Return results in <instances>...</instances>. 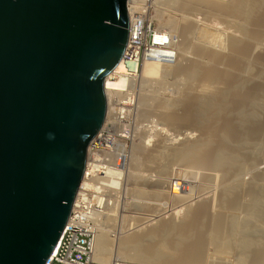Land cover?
Returning a JSON list of instances; mask_svg holds the SVG:
<instances>
[{
  "label": "bare ground",
  "instance_id": "bare-ground-1",
  "mask_svg": "<svg viewBox=\"0 0 264 264\" xmlns=\"http://www.w3.org/2000/svg\"><path fill=\"white\" fill-rule=\"evenodd\" d=\"M153 5L157 7L161 6V10H162L160 17L158 18L159 19L158 28L162 32L160 33L161 37H156V41H161V44L168 41L170 48L172 47L173 53L175 52L174 61L170 64H164L156 60L144 58V60L141 62V67H140L138 65L139 63V59H138L139 56L137 55L138 53H135L134 58L131 60L132 62H130L133 63L132 65L128 64V62H126L125 59H122L118 63L115 69L107 76L105 80V87H106L105 91L107 95V114H106L105 122L103 124V128L97 135L95 141L97 139L104 142L111 141L110 136L107 139L101 138L103 137L102 135L103 131L107 129L106 126L109 123V121H113V122L118 121L117 120L118 115H121V113L124 115L126 112L133 110L131 108L125 107V105L121 103L124 99L121 98L119 92L125 91L126 87H127L126 90L129 92L130 89H128V87L134 84L135 82H137V80L140 81L141 86L148 84L151 80H155V82L157 83H158L157 80H159L160 81L159 85L162 84L164 85V82H166L164 81V79L166 80L167 77L170 78L172 77V79L175 81V82L173 81L174 85H180L178 87L180 88L182 87L181 89L184 90H182L183 92H179V96L176 95L177 97H175V99L174 98L169 99L170 101L168 100L167 102H165L166 100L163 99L160 100L159 98L161 102L159 101L157 106L154 108V113L158 117L157 119L159 120L157 122L158 123L160 122L159 125H163L165 127L167 126V128L168 127L177 128V131L178 129L179 131H183V130L187 131L191 129V131L195 130V133L196 131L197 132L201 131L200 132L201 135L199 136L200 138L194 140L193 142H191L190 139L189 142H184V143L180 142L179 146L170 145L171 147H169V144L168 146L166 143L164 144L165 139H162L160 141V144L158 143L159 145L157 144V146L153 150L148 149L146 147L150 144L149 139L153 137L151 133L148 134L145 137V139L143 138L144 140L140 139V141L137 144L134 143L133 141L134 139L132 140L134 144L131 145L132 149L130 152V163L128 164V168H127L128 170L127 176L129 177L128 180L129 179L131 180L133 178L132 180H134L133 182H135L136 180L134 178H136L137 181L140 178V181H142V178L145 177L143 173L144 172L146 173L148 171H151L152 173V170H155L154 173H157L156 176L158 175L159 176L156 179L153 178L155 180H149V178L147 179L150 181V184L148 183L147 185V188H149V190L143 188V185L140 184L141 182H139V185H141V187H137L139 185L135 186L133 183L135 187L134 189L133 188L131 189L133 191L136 190L137 195L135 194L134 191V195H136V197L139 198L140 196L143 197L145 195L144 197L150 198L152 201L154 199L156 203L157 202L158 203L156 204L157 206L155 209L152 206L154 210L150 211V214L145 213L144 215L142 214V216H140L139 218L137 217L139 219L138 224L135 225V223H133L134 227L133 224H131L132 227H130L129 229L128 227H126V229L128 230L127 231L125 230L124 232H127L128 234H124V232H122V234H124L125 236L124 235L121 236L120 235L121 233L119 234L121 238L119 236L120 239L118 238L119 241L116 246L117 250L115 254H117L116 256L120 257L121 259L125 257L126 259H130V260L146 261V262H154V263H162V264H174L177 262L172 257L173 254L177 253L175 251H180L181 247L184 246V248H186L187 245L186 250L188 251V253L191 254L195 253L194 256L193 257L191 256V259L188 257L187 258L183 257L178 260L177 264H199V262H201L200 253H204L202 242L205 243V241H203L201 238L203 233L206 232V235L208 234L207 243L211 244L210 242H213L215 243V247H218L220 245L218 248L221 249V252H222L221 246H223V249L226 248V251L227 250L231 251L232 248L227 249L226 245L229 244V246H231L233 245V242L234 244L237 243L235 242L237 236L233 237L234 234L237 235V233H240L238 234L240 236L243 233V235L241 236L245 238L246 236L244 234L249 233V237H250L251 236L250 234L252 232H254L255 234V231L257 230V228L255 227L261 226V225L257 226L256 223L258 222L255 223V220L253 222L254 224H256V226L252 224L253 222L250 221V218L251 219L260 218L256 221L262 220L261 221L262 224L264 222V169H262V171L259 172L254 179L252 178L251 182H249L248 184L244 183L245 184L244 187L247 184L245 189H241L243 188V181H241L242 174L247 172V168H249L248 166L251 164L249 153L247 154L245 150H248V148H252L250 146L257 143V141L260 140L263 142L262 147L264 148V135L263 137H261L262 135L261 120L264 117L263 115L264 114V15L263 14H262L263 16H261L256 22L257 27H255L254 30L255 32L252 31V29L250 28L252 33H250L251 35H249L250 37L248 40L249 42L246 40L247 43L249 44L245 42V44L248 45V51H247L248 55L245 56V60L243 62H239L240 65L234 64V63H238V62H234V60L238 59L239 55L235 56L234 53L236 51L234 52V48H233L235 45H237L238 38L240 40L244 38L246 39V33L250 32V31L248 32L246 31L249 26L248 25L246 28V23H250L249 21H251L252 17L256 15V13L264 5V0H153ZM162 6L164 8H162ZM169 8L171 9L173 8V10L174 9L178 10V12H180V18L175 20L169 17V12L168 14L165 13ZM141 9L143 10L144 7L142 6ZM195 9H198L196 11H199V9L200 11L203 10L204 12H206L205 14H207L208 17L211 16L214 17L215 19L217 18L219 20H223L226 25L228 24L229 26L232 25L231 28L234 27L232 28L233 31H235L234 29H236L237 31L236 33L240 32V35L244 34L245 37L240 38L239 35V37L236 38L235 32H233L234 34L232 35L231 34L232 32L230 31L231 33L229 34L230 36L231 35L232 36L231 37L227 36L229 38L228 39L226 38L227 39L226 40L224 39L225 31H223L224 33H221L222 32L221 30H220L221 32H219V29L217 31V29L216 28H215L216 30L213 29L211 25L208 24L203 25L204 23L203 22L202 29L200 30V32L202 33L203 42L199 41V43H194V44L190 43L191 40L188 39L191 36H192L191 38H193V35H195V33H197V31L200 29L197 26H195L196 24L194 23L193 18H191V13ZM161 28L165 31H163ZM228 29L229 28H227V30ZM174 34L175 35L179 34L181 36L180 37L181 40L175 42L173 39ZM217 44L219 48L216 50L215 46H217ZM239 45L240 42L238 43V46ZM174 46L176 47V49L174 48ZM227 51L234 52L233 55L236 58L234 56L233 57L235 59L231 58L232 53L229 52L231 53L230 56L229 54H227ZM219 53L221 55H219ZM225 54H227V57L230 56L231 60L230 59L227 60L226 56H224ZM238 54H240V52ZM190 55L193 56L192 61L190 60L191 59ZM182 62L183 63L186 62L185 65ZM225 62H227L229 65L228 67L227 65H224L227 67V70L225 71V68L223 69L221 68L222 70H219L218 69L219 65H223ZM230 62L232 64H230ZM223 70L225 72H223ZM228 71H230L231 74ZM223 73L225 75H223ZM226 73L229 74L228 75L229 77L230 75H233L231 76L232 78L231 77L224 78V76L226 77ZM115 74H123L124 76H122L118 80H113ZM196 81H198L199 83ZM193 82L198 83L199 87L202 88V90L200 89L201 90L200 92H197L198 93L197 95H191L192 93L191 94L188 93V91L193 92L191 88L196 85V83L195 85H193ZM150 84L152 83L150 82ZM220 84H222L221 86L222 88L219 86ZM180 88H178L177 90L181 91ZM189 89H191L192 91H190ZM145 99H143L142 97L140 102L138 100L139 103L138 110L140 113H138L137 115L138 116L140 115L139 117H142V119L143 117L145 118L146 116L150 115V113L153 114V108H151L152 102L149 103L150 100L147 101V99L146 100ZM162 101L165 103H163ZM130 102L131 100L129 101V103ZM173 130L175 131L176 129ZM190 134L191 133L189 132V135ZM258 145L260 144L258 143ZM95 147L97 149L99 147V143H96ZM244 148L246 149L244 150ZM118 150H120L121 152ZM252 150H254V148ZM101 151H102L101 154L95 153L96 154L95 155L91 153L89 154V156H91V158L100 159V157H103L104 155L105 157H110L113 161L119 158L120 161L122 160V158L125 159V155L122 152L124 151V147L122 144H120L118 149H116V152H118V154L116 152L107 153L103 147ZM261 157H259V159ZM88 161L91 162V159H89ZM93 162L96 164L95 161ZM117 165L119 166V164ZM180 165H186L185 167H189L192 169L194 168L206 169L207 172L209 173L206 172L205 175L203 172L202 174L205 175V177L204 176L203 177L207 181L209 179L212 180L214 178L217 179L218 176L214 173L220 172L219 176H221V178L219 177V179L217 180L219 181L218 182L219 186L217 185L219 191V193L217 194L218 196H216L217 200H215L216 197H214L215 199L213 200L207 199L208 201H206L207 204H209L208 205L209 208L207 207L208 209L210 208L212 209V206L210 205L213 204H211L210 202L216 201L214 203H217L216 205L219 206V208H217L218 212H221L218 217L216 215L217 220L215 218L214 221L215 226H213L215 228L214 229L212 228L214 230L213 233L211 229L210 230L208 229L210 233H207V231L204 232L203 220H205V216L202 215L201 213H198L200 215L195 214L194 218L192 217L193 221L190 220L192 222L189 223L188 225H187L188 222H185L186 224L185 223L181 224L182 223L181 222L180 223L181 225L178 224L176 225V223L170 221L168 222H164L163 220L159 221L162 217L161 216L160 219L157 220L159 224L157 223V226L155 225L156 227L152 226L147 230H145V227H143L146 226L148 223H152L153 221H155V218L159 217L158 213L161 212L160 208L164 209L166 207L164 205H166L167 202L161 203V201L164 198L163 196L166 195L165 194L166 192L168 195L169 202L170 201L173 202L174 199L176 200L177 198L180 199L186 198L183 194H181L183 191L185 192V194L188 192L191 193L192 195L193 187L187 185L188 183H185L186 180L182 179V178L185 179L186 176H188V175L184 176L185 171L182 172L183 171L182 170L181 173H179L180 176L177 174L179 176L178 178L173 177L174 174L173 168L175 166H180ZM147 166L148 167L150 166L152 170H150L149 167V170L147 171L148 169ZM251 166L252 165H250V169H252ZM255 167L256 165L254 166V168ZM101 169L104 170H101L102 176L98 175V179L103 184L108 185L113 189H118L121 184L119 182L120 178L122 175H124L123 174L124 168L122 167L123 169L122 170L121 168L119 169L112 167L109 168L101 167ZM144 169H146V171H144ZM204 169L201 170L204 171ZM134 171L138 174V176H140L139 178H137L138 176L136 174L135 176L137 177L133 176ZM140 171L142 172V174L140 173ZM84 184L83 186H85ZM127 185H129V183ZM89 186H95V184L92 185L89 184ZM164 188L167 190L164 191L163 190ZM206 189L208 190V188ZM242 190L246 191L247 194L249 195H247L246 192H244L245 194L243 193L244 196L243 194H240V192L242 193ZM211 192L208 191L209 194ZM208 193H205L204 195ZM134 195L132 194V196ZM245 195L250 199V200L248 199L249 201L246 200L247 197L245 199ZM145 205L147 207V203ZM171 205L172 207H170L171 209L169 211H172V213L174 212V210L179 209L177 208L178 205L176 206L174 202ZM173 205H175L176 207L175 206L173 207ZM181 206L183 205H180L178 207ZM220 208L222 209L221 211H219ZM158 209H160V211ZM108 210L110 212L112 211L111 209ZM109 211L108 213H106L107 215H102L101 217L98 216L96 219L97 222L96 226L98 232L94 243L92 264L110 263L112 253L114 252L112 248L113 243L111 244V236L109 234L110 231L107 228L109 226V223L111 222L110 224H112L115 218L113 216L114 214L112 215V213H109ZM153 213H155L156 215H153ZM235 214L236 215L239 214V216L238 217L233 216ZM240 214H242L243 216ZM244 216L245 219L248 217L246 220L248 219L249 220L248 221L243 220ZM111 217H113L114 219ZM99 219L101 220V222L99 221ZM187 220H189V218H187ZM260 229L262 230V227H260ZM260 229L258 228V231ZM261 230L260 232L264 231ZM258 231L256 232L257 235H258ZM260 234H263V232ZM260 234L258 235V237L261 236ZM204 235L205 234H203V236ZM239 236H238V240L240 241L241 238L239 239ZM251 237L248 238L249 239L248 241L252 239ZM255 238H253V241H256L254 240ZM203 239L205 238L203 237ZM242 241L243 239L240 241L241 244ZM244 241L248 242L246 239H244ZM244 241L243 243H246ZM251 243H253L252 240ZM241 244L240 245L238 244V246L241 247ZM224 246L226 247L224 248ZM233 246L235 249L237 244ZM246 246L249 247V244H247ZM245 248L246 247L244 245L243 249L242 248L241 249L245 251L247 250ZM260 248H262L261 249L262 251L260 252H262L263 254L261 253L260 256L259 254H257V256H259V258H262L261 256H263L264 258V247H260ZM181 251L180 254L183 253ZM250 251L247 252L250 253ZM184 255L186 256V254ZM179 256L181 257V255ZM243 260L240 259L239 262L242 264L245 261ZM262 264H264V261L262 262Z\"/></svg>",
  "mask_w": 264,
  "mask_h": 264
},
{
  "label": "water",
  "instance_id": "water-1",
  "mask_svg": "<svg viewBox=\"0 0 264 264\" xmlns=\"http://www.w3.org/2000/svg\"><path fill=\"white\" fill-rule=\"evenodd\" d=\"M126 0H0V264H47L107 114Z\"/></svg>",
  "mask_w": 264,
  "mask_h": 264
},
{
  "label": "rangeland",
  "instance_id": "rangeland-1",
  "mask_svg": "<svg viewBox=\"0 0 264 264\" xmlns=\"http://www.w3.org/2000/svg\"><path fill=\"white\" fill-rule=\"evenodd\" d=\"M162 8H164L163 6H162ZM157 9V10H156ZM196 10H198V9H195L192 13H191V18H193V20H194V23L196 24L195 26H197L198 28H200L198 31H197V33H195V35H193V38H189L188 40H191L190 41V43H199V41L200 42H203L202 41V33L200 32V30L202 29V26L203 25H206V24H208V25H211L212 27H213V29H217V31H218V29H219V32H221V33H224L223 31H225V35H226V33H227V35L225 36L224 35V39H228L229 37H231L234 33L233 32H235V37L237 38V37H239V35H240V32H238V33H236L237 31H236V29H234L235 31H233V29L232 28H234V27H232L231 28V26L232 25H230L229 26V24L228 25H226L225 24V22L223 21V20H219V19H215L214 17H208L207 16V14H205L206 12H204L203 10L202 11H200V9H199V11H196ZM162 10H161V6L159 7H157V6H154L153 5V23H154V25L156 26V27H158V25H159V17H160V15H161V12ZM156 12H158V13H156ZM168 12H169V17H171V18H173V19H175V20H177V19H179L180 18V12H178V10H173V8L171 9V8H169V9H167V12H165L166 14H168ZM259 12V13H258ZM257 13H256V15H254L253 17H252V19H251V21H249L250 23H246V28H247V26H248V28H249V30H248V28H247V32L248 31H250V32H248V33H246V39L244 38V39H242V40H240L239 38H238V43L240 42V45L238 46V43H237V45H235L233 48H234V52L236 51L237 52V54H236V52L234 53V52H232V51H229V52H231V53H229L228 51H227V54H231L232 55V57L231 58H233V59H235L236 57L235 56H238L237 58L238 59H235L234 60V62H238V63H234L233 61V63L234 64H239V62H243L244 60H245V56H247L248 55V45H246L245 44V42L247 43V41L249 40V35H251L250 33H252V31H254L255 30V27H257L256 26V22H257V20L261 17V16H263L264 15V5L260 8V10L258 11ZM263 14V15H262ZM205 16V17H204ZM257 18H256V17ZM178 17V18H177ZM156 18V19H155ZM207 18V19H206ZM208 18H210V19H208ZM215 20V21H214ZM218 20V21H217ZM252 20H253V22H252ZM204 22V23H203ZM206 22V23H205ZM181 23H182V21H181ZM202 23H203V25H202ZM253 24V25H252ZM228 26V27H227ZM224 28H225V30H224ZM227 28H229L228 30H227ZM245 28V29H246ZM252 29V31H251V29ZM162 29V28H161ZM215 29V30H216ZM163 30V29H162ZM221 30V31H220ZM163 31H165V30H163ZM229 31V32H228ZM232 33H231V32ZM199 32V33H198ZM255 32V31H254ZM229 33H231L232 35L230 36V34ZM178 35V36H177ZM177 35H175L174 34V36H173V39H174V41L175 42H177V41H179V40H181V36L179 35V34H177ZM236 35H238V36H236ZM242 35H244V34H242ZM242 35H240V38L242 37H245V35L244 36H242ZM227 36H229V37H227ZM248 38V39H247ZM226 39V40H227ZM245 40V41H244ZM247 40V41H246ZM249 42V41H248ZM242 43H243V45H242ZM247 44H249V43H247ZM216 48V50L219 48L218 47V44H217V46H215ZM245 47H247V48H245ZM174 48L176 49V47L174 46ZM240 48V49H239ZM228 49H230V48H228ZM227 49V50H228ZM238 49H239V51H238ZM244 50V51H243ZM220 51V50H219ZM240 52V54H238ZM247 52V53H246ZM221 53V52H220ZM219 53V55H221ZM233 53L235 54V56L233 55ZM227 54H225L224 56H226V59L228 60V59H230V56H228L227 57ZM191 56V55H190ZM189 56V57H190ZM235 58H234V57ZM241 56V57H240ZM244 56V57H243ZM192 59H193V56H191V61H192ZM231 60V59H230ZM229 60V61H230ZM238 60V61H237ZM240 60V61H239ZM242 60V61H241ZM229 61H228V63H229ZM184 62V61H183ZM182 62V63H183ZM259 62V61H258ZM186 63V62H185ZM185 63H183L184 65H185ZM228 63L227 62H225L223 65H219V67H218V69L219 70H222L223 68H225V71L227 70V67L229 66L228 65ZM260 63V62H259ZM230 64H232L231 62H230ZM224 65H227V67L226 66H224ZM240 65V64H239ZM222 68V69H221ZM224 70H223V72H225ZM221 72V71H220ZM228 72H230V71H228ZM227 72V73H228ZM226 73V77L224 76V78H227V77H229L228 75L229 74H227ZM230 74H231V72H230ZM223 75H225L224 73H223ZM231 76H233V75H230V77ZM229 77V78H230ZM232 78V77H231ZM157 80V79H156ZM158 81V83L157 82H155V80H151L150 82L152 83V84H150V82L148 83V84H146V85H143V86H141L140 85V81L139 80H137V83L135 84V88H134V90H133V92H134V95H133V98H134V102H133V108H131V109H133V110H130V111H128V112H126L125 114V116L123 115L122 116V119H119V117H117V115H116V117L118 118H116L118 121H109V123L107 124V126H106V130H104L103 131V133H102V135H103V137H101L102 139L103 138H108L109 136H110V138H111V141L115 144V150L113 151L114 153L116 152V149H118V147L120 146V144H122L123 145V147H124V151H122L123 152V154L125 155V159H123L122 158V160L120 161L119 159H117L118 160V162H116V164H119V166L117 167V168H121L122 169V167L124 168V172H123V174L124 175H122L121 176V178H120V187L118 188V189H114V191L111 193V195H110V206L108 207V208H106L105 210H104V215H107L106 213H108V209H111L112 211L110 212L109 211V213H112V215L114 216V218L116 219H114L113 217H111V218H113L114 220H113V222H115V223H113L112 222V224H110L109 223V226H108V228L107 229H109V234H110V236H111V244H112V248H113V253H112V256H111V259H110V263H108V264H162V263H154V262H146V261H137V260H130V259H126L125 257L124 258H120V257H117L116 255L117 254H115L116 253V246H117V244H118V238H119V236L121 235V236H123L124 234H128L127 232H124L125 230L127 231L130 227H132V225L131 224H133V223H135V225L136 224H138V222H139V217L140 216H142V214L144 215L145 213L146 214H150V211H152V210H154L155 208H156V204L158 203H156V201L153 199V201L150 199V198H147V197H142V196H140L139 198L138 197H136V190H134L135 191V194L136 195H134V191L131 189V188H133L134 189V187L136 186V185H139V182H141L140 184H142L143 185V188H145V189H147V190H149V188H147V185H148V183L150 184V181L149 180H155L158 176H156V174L157 173H154V171L155 170H152L151 169V167H150V170H152V173H151V171H148L149 170V167H148V169H147V167H146V169H147V171L148 172H144L143 173V175L145 176L144 178H142V176H141V178H142V181H140V176H138V174L134 171L133 172V176H135V174L138 176H135V177H137V178H139V180L137 181V179L136 178H134L136 181L135 182H133L134 180H132L133 178L132 177H130V178H132L131 180L129 179L128 180V170H127V168H128V164L130 163V152H131V149H132V146L131 145H133L134 143L135 144H137L139 141H140V139L142 140L143 138L145 139V137L148 135V134H152L153 135V137L151 138V139H149L150 140V144L148 145V146H146L148 149H151V150H153L156 146H157V144L159 143L160 144V141L162 140V139H165L164 141V144L166 143L167 144V146H168V144H169V147H171L170 145H172V146H179L180 145V142L181 143H184V142H189V140L191 141V142H193L194 140H196V139H198V138H200L199 136L201 135V131H199V132H197L196 131V133H195V130H193V131H191V129H189V130H183V131H179V129H178V131H177V128H172V127H168L167 128V126L165 127V126H163V125H159V123L157 122V121H159L157 118V116L155 115V113H154V108L157 106V104H158V102L160 101V100H166L165 102H167L169 99H175V97H177V96H179V92H183L182 90H184V89H181L180 87H178V86H180V85H174V80L172 79V77L170 78V77H167L166 78V80L164 79V81H166V82H164L163 80V82H164V85H165V87H164V85L162 84V83H160V84H162V85H159V80H157ZM161 81V82H162ZM174 81V82H173ZM196 82H198V81H196ZM195 82V83H196ZM157 83V84H156ZM195 83L193 82V85H195ZM199 83V82H198ZM198 83H196V88H195V86H193L191 89L193 90V92H189L188 91V93H192L191 95H197L198 93L197 92H200L201 90H202V88H200L199 87V84ZM176 84V83H175ZM157 85V86H156ZM168 85V86H167ZM174 85V86H173ZM146 86V87H145ZM159 86H160V88H159ZM182 86V85H181ZM220 87L222 86V84H220L219 85ZM180 88L181 89V91L179 90H177L178 88ZM197 87H198V90H197ZM185 88V87H184ZM222 88V87H221ZM160 89V90H159ZM191 89H189L190 91H192ZM201 89V90H200ZM156 92V93H155ZM156 94V95H155ZM177 95V96H176ZM141 96V97H140ZM148 96V97H147ZM142 97H143V99H147V101H149V103H151V108H153V114L152 113H150V115H148V116H146L145 118L143 117V119H142V117H139L137 114L138 113H140L139 112V103H138V100H139V102H140V100L142 99ZM145 97V98H144ZM162 97V98H161ZM140 98V99H139ZM151 98V99H150ZM159 98H160V100H159ZM145 99V100H146ZM155 102V104H154V102ZM170 101V100H169ZM161 102V101H160ZM163 102V101H162ZM165 102H163V103H165ZM154 105V106H153ZM136 109V110H135ZM165 110V109H164ZM129 112H130V114H129ZM264 115V114H263ZM156 117V118H155ZM137 118V119H136ZM264 119V117L262 118V120H261V137H263V135H264V122H262V121H264L263 120ZM154 122V123H153ZM144 123V124H143ZM262 123H263V125H262ZM120 125V126H119ZM122 125V126H121ZM135 125V126H134ZM156 126V127H155ZM147 127V128H146ZM152 127H153V129H152ZM163 128V129H162ZM172 128V129H171ZM169 129H171V130H169ZM173 129H176L175 131L173 130ZM125 130V131H124ZM157 130V131H156ZM170 131V132H169ZM136 132H138V133H136ZM154 132V133H153ZM189 132L191 133L190 135H189ZM139 134V135H138ZM193 134V135H192ZM157 135V136H156ZM185 135V136H184ZM189 135V136H188ZM178 136V137H177ZM184 136V137H183ZM186 136H188V137H186ZM161 139H160V138ZM164 137V138H163ZM191 137V138H190ZM134 139V140H133ZM143 139V140H144ZM156 139V140H155ZM158 139H160V140H158ZM186 141H185V140ZM114 140V141H113ZM134 141V143H133V141ZM155 140V141H154ZM158 140V141H157ZM168 140V141H167ZM184 140V141H183ZM126 141V142H125ZM146 141V140H145ZM120 142V143H119ZM261 142V143H260ZM132 143V144H131ZM258 143L261 145H258ZM119 144V145H118ZM158 144V145H159ZM257 145V146H256ZM118 146V147H117ZM263 146V142L260 140V141H257V143H255V144H253V145H251L250 147H252V148H248V150H245L246 148H244V150L246 151V153L248 154L249 153V158L251 159V164L250 165H252L251 166V168L254 170H252V169H250V165L248 166L249 168H247V172H245L244 174H242V177H241V181H243V188H241V189H245L246 188V186H247V184L249 183V182H251L252 181V178L254 179L257 175H258V173L259 172H261L262 171V169H264V148L262 147ZM254 148V150H252ZM256 149V150H255ZM258 149H260V150H258ZM151 150H148V151H151ZM243 150V151H244ZM262 150V151H261ZM118 151H120V150H118ZM244 151V152H245ZM121 152V151H120ZM251 152V153H250ZM117 154H118V152H116ZM252 153H253V155H252ZM260 154H261V156H260ZM251 156V157H250ZM127 157V158H126ZM253 157V158H252ZM259 157H261L260 159H259ZM103 158V157H102ZM256 158V159H255ZM112 160V159H111ZM128 160V161H127ZM120 161V162H119ZM257 161V162H256ZM253 162V163H252ZM261 162V163H260ZM259 163V164H258ZM124 164H125V166H124ZM254 164V165H253ZM256 165V167L254 168V166ZM259 165V166H258ZM186 165H180V166H175L174 168H173V170H174V174H173V171H172V174H173V177H176V178H178L179 176H180V174L179 173H181V171L182 172H184L185 174H184V176H186V175H188V176H186V178L184 179V178H182L183 180H186L185 181V183H188L187 185H190L191 187H193V191H192V195H191V193H188V195H187V193L185 194V192L183 191H181L182 193L181 194H183L186 198H177L176 200L174 199V204H176V206L178 205V206H180V205H183V206H181V207H178L177 206V208H179V209H176V210H174V212L172 213V211H169L171 208L170 207H172V201H170L169 202V200H168V195H167V192L164 194L165 196H163L164 198H165V200H164V198H163V200L161 201V203H166V205H164V206H166L164 209H162V208H160L161 209V212H159V213H162V214H159L158 213V215H159V217H157V218H155V221H153L152 223H148L146 226L148 227H146V226H143V227H145V230H147V229H149V228H151L152 226L153 227H156L157 226V223L159 224V222H157V220H159L160 219V217H161V219L159 220V221H164V222H168V221H170V222H173V223H176V225L178 224V225H181V224H183V223H185V222H188L187 223V225L189 224V223H191L193 220V218H194V216H195V214H197V215H200V214H198V213H201L202 215H204L205 216V220H203V223H204V226H203V228H204V232L205 231H207V233H210L209 232V230L211 229V231H212V233H213V229L215 228V227H213V226H215V224H214V221H215V218H216V215H217V217L219 216V214L221 213V212H218V209L217 208H219V206H217L216 204L217 203H214V202H216V201H211L210 203L211 204H213V205H210V206H212V209L210 208V209H208L209 208V204H207V202L206 201H208L207 199H210V200H213V199H215L214 197H216V196H218L217 194L219 193V191H218V182L219 181H217L218 179H219V177L221 178V176H219V174H220V172H215L214 174H216L218 177H217V179H209L208 181L207 180H205V175H206V172H207V170L206 169H204V168H201V169H204V171L203 170H201V169H199V168H194V169H192V168H189V167H185ZM184 167V168H183ZM146 169H144V171H146ZM256 169V170H255ZM206 170V171H205ZM177 173H176V172ZM179 171V172H178ZM187 171V172H186ZM204 172V174H202ZM250 172V173H249ZM140 173L142 174V172L140 171ZM151 173V174H150ZM176 173V174H175ZM198 173V174H197ZM207 173H209V172H207ZM218 173V174H217ZM140 174V175H141ZM179 176H178V175ZM175 175V176H174ZM177 175V176H176ZM183 175V174H182ZM204 176V177H203ZM253 176V177H252ZM152 177V178H151ZM149 178V180H147ZM153 178H155V179H153ZM243 179H246V180H243ZM249 180V181H248ZM248 181V182H247ZM130 182H132V183H130ZM204 182V183H203ZM213 182V183H212ZM129 183V185H127ZM133 183H134V185H133ZM244 183H247L246 184V186L244 187ZM146 187H145V186ZM209 185V186H208ZM218 185V186H217ZM211 186V187H210ZM137 187H141V185H139V186H137ZM128 188H129V190H128ZM200 189V191H199V189ZM206 188H208V190L206 189ZM212 189V190H211ZM116 190V191H115ZM129 192H128V191ZM164 191L165 190H167V189H163ZM202 190H204V191H202ZM207 190V191H206ZM208 191H212L210 194L208 193ZM244 192H246V191H244V190H242V193L240 192V194H243ZM205 193H208V194H206V195H204ZM132 194L134 195V196H132ZM216 194V195H215ZM245 194V193H244ZM244 194H243V196H244ZM246 194H247V192H246ZM126 195V196H125ZM201 195V196H200ZM205 197H204V196ZM247 195H249V194H247ZM210 198H209V197ZM142 197V198H141ZM246 195H245V199H246ZM145 198V199H144ZM140 199V200H139ZM186 199V200H185ZM188 199V200H187ZM249 198L247 197V199L246 200H248ZM143 200V201H142ZM180 200V201H179ZM183 200V201H182ZM192 200V201H191ZM202 200V201H201ZM215 200H217V197H216V199ZM250 200V199H249ZM248 200V201H249ZM189 203H188V202ZM148 202H149V204H148ZM172 202V203H171ZM178 204H177V203ZM203 202V203H202ZM147 203V207H146V204ZM153 205H152V204ZM155 204V205H154ZM189 204V205H188ZM206 204H207V206H206ZM114 205V206H113ZM141 207H139V206ZM217 207H216V206ZM135 206V207H134ZM154 207V209H153V207ZM175 205H173V207H174ZM175 206V207H176ZM213 206H214V208H213ZM131 207V208H130ZM208 207V208H207ZM147 208H149V209H147ZM158 208V207H157ZM168 208V209H167ZM145 209H146V211H145ZM160 209H158L159 211H160ZM167 209V210H166ZM189 209H190V211H189ZM205 209V210H204ZM114 210V211H113ZM165 210V211H164ZM180 210V211H179ZM199 210V211H198ZM208 212H207V211ZM222 209L220 208L219 209V211H221ZM169 211V212H168ZM117 212V213H116ZM158 212V211H157ZM179 212V213H178ZM190 212V213H189ZM192 212V213H191ZM195 212V213H194ZM170 213V214H169ZM216 213V214H215ZM171 214H173V215H171ZM188 214V215H187ZM153 215H156L155 213H153ZM157 215V216H158ZM175 215V216H174ZM192 215V216H191ZM206 215H207V217H206ZM209 215V216H208ZM240 215H242V214H240ZM204 216H203V219H204ZM222 216V215H221ZM233 216H235V217H238L239 216V214L238 215H233ZM243 216V215H242ZM129 217H132V218H129ZM138 217V218H137ZM190 217H191V219H190ZM193 217V218H192ZM187 218H189V220H187ZM214 218V219H213ZM221 218V217H220ZM248 218V217H247ZM246 218V219H247ZM165 219V220H164ZM245 219V216H244V218H243V220H246ZM253 219V218H252ZM251 218H250V221H254L255 220V223L256 222H258V223H256L257 224V226L258 225H261L260 227H262V230H264L263 228H264V222H263V224H262V220L259 222V221H256V220H258V219H260V218H257V219H253L252 220ZM184 220V221H183ZM190 220H192V221H190ZM213 222H212V221ZM216 220H217V218H216ZM249 220V219H248ZM248 220H246V221H248ZM99 221L101 222V220L99 219ZM137 223H136V222ZM205 221V222H204ZM209 221V222H208ZM249 221V222H250ZM128 222V223H127ZM182 222V223H181ZM212 222V223H211ZM154 223V224H153ZM181 223V224H180ZM206 223V224H205ZM123 224V225H122ZM150 224H153V225H150ZM186 224V223H185ZM214 224V225H213ZM252 224H254V222L252 223ZM256 224H254L255 226H256ZM112 225V226H111ZM122 225V226H121ZM125 225V226H124ZM156 225V226H155ZM229 225V224H228ZM212 226V227H211ZM126 227H128V229H126ZM133 227H134V224H133ZM260 227H255V228H257V230L255 231V234H254V232H252L250 235L252 236H250L252 239H250V241H248L249 239L248 238H250L249 237V233L247 234H244L246 237H247V235H248V237L246 238H243V236H241V235H243V233L239 236L238 234H240V233H237V235L236 234H234L233 235V237H235V236H237V238L235 239V242H237V243H235L234 244V242H233V240H232V242H233V245H236L237 244V246L235 247V249H234V246L233 245H231V246H229V244L228 245H226L227 246V249L229 248V249H231L232 248V250L231 251H226V246H224V248L225 249H223V246H221V248H222V252H221V249H219L218 247L220 246H218V247H215V243H213V242H210L211 244H209V243H207L208 242V238H207V236H208V234L206 235V232L205 233H203V234H205L204 236H203V234H202V240L203 241H205V243L204 242H202L203 243V252L204 253H200L201 254V262H199V264H241L240 262H239V260L241 259V260H243L244 261V263H242V264H262V262L264 261L263 259V256H261L262 258H259V256H260V254L262 253V252H260V251H262L261 249L262 248H260V247H264V231H262L261 229H260ZM113 228V229H112ZM213 228V229H212ZM258 228L263 232V234H260V233H262V232H260V230L258 231ZM122 229V230H121ZM209 229V230H208ZM114 230V231H113ZM144 230V229H143ZM113 231V232H112ZM258 231V235L260 234L261 236L260 237H258V235L256 234V232ZM122 232H124V234H122ZM143 232H145V231H143ZM260 232V233H259ZM121 233V234H120ZM115 234V235H114ZM120 234V235H119ZM254 235H256V236H254ZM121 236H120V238H121ZM125 236V235H124ZM238 236H239V239L241 238V240L243 239V241H244V239H246L248 242H246V241H244V242H246V243H243V241H242V244H241V240L239 241L238 240ZM203 237L205 238V239H203ZM233 237H232V239H233ZM257 239H256V238ZM119 238V239H120ZM207 238V239H206ZM253 238H255L254 240H256V241H253ZM238 240V241H237ZM251 240H252V242L253 243H251ZM239 242V243H238ZM254 242H256V243H254ZM212 243H213V245H212ZM221 243H222V241H221ZM220 243V244H221ZM231 244V243H230ZM238 244L240 245L241 244V247H239L238 246ZM247 244H249V247L250 246H252V247H248V246H246ZM256 244V245H255ZM244 245H245V249H247V250H245V251H243L242 249H243V247H244ZM209 246V247H208ZM243 246V247H242ZM238 247V248H237ZM248 247V248H247ZM256 247V248H255ZM242 248V249H241ZM259 248H260V250H259ZM187 249V245H186V248H184V246L183 247H181L180 248V251L181 252H183L184 254H186V256L182 253V254H180V251H175V252H177V253H175V252H173V253H175V254H173V259L174 260H176L177 262L176 263H174V264H177L178 263V260L179 259H181V258H190L191 259V256L193 257L194 256V254L195 253H193V254H191V253H188V251L186 250ZM214 249V250H213ZM219 249V250H218ZM239 249V250H238ZM248 249H250V250H248ZM258 249V250H257ZM217 250V251H216ZM186 253H185V252ZM240 251V252H239ZM247 251H250V253L249 252H247ZM254 251H255V254H254ZM258 251V252H257ZM243 252V253H242ZM246 252V253H245ZM260 252V253H259ZM188 253V254H187ZM220 253V254H219ZM252 253H253V255H252ZM222 254V255H221ZM257 254H259V256H257ZM263 254V253H262ZM179 255H181V257L179 256ZM113 257V258H112ZM246 257V258H245ZM258 257V258H257ZM243 258V259H242ZM203 259V260H202ZM239 259V260H238ZM255 259H257V260H255ZM262 262H261V261ZM224 261V262H223ZM243 261H241V262H243ZM247 261V262H246ZM259 263H258V262ZM222 262V263H221ZM252 262V263H251ZM103 264H106V263H103Z\"/></svg>",
  "mask_w": 264,
  "mask_h": 264
},
{
  "label": "built area",
  "instance_id": "built-area-1",
  "mask_svg": "<svg viewBox=\"0 0 264 264\" xmlns=\"http://www.w3.org/2000/svg\"><path fill=\"white\" fill-rule=\"evenodd\" d=\"M126 8L129 16V40L122 59L132 65L133 63L130 62L135 53H138L140 67L144 58L164 64L172 63L175 52L173 53L168 41L163 44L161 41H156V37H161L162 31L153 23V0H126ZM122 76L124 75L115 74L113 80H118ZM136 83L128 87L129 92L126 90L127 87L125 91L119 92L124 99L121 103L127 108L133 107V90ZM105 88L104 82V91ZM122 116V113L118 115L119 119H122ZM95 139L87 150L84 177L73 204L71 216L47 264H92L94 243L98 232L96 219L104 215V210L110 206V195L114 191L110 186L103 184L98 179V175L102 176L101 170L104 169L101 167H118L117 160L113 161L110 157L103 155V158L96 159L89 156L91 153L101 154L102 147L107 153H113L115 150V144L112 141L104 142L99 139L95 141ZM96 143H99L97 149ZM89 159L91 162L88 161ZM89 184H95V186H89Z\"/></svg>",
  "mask_w": 264,
  "mask_h": 264
}]
</instances>
